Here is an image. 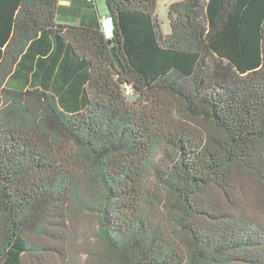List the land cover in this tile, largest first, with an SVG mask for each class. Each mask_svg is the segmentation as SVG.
I'll list each match as a JSON object with an SVG mask.
<instances>
[{
  "label": "trees",
  "instance_id": "1",
  "mask_svg": "<svg viewBox=\"0 0 264 264\" xmlns=\"http://www.w3.org/2000/svg\"><path fill=\"white\" fill-rule=\"evenodd\" d=\"M104 1L0 0V264H264V0Z\"/></svg>",
  "mask_w": 264,
  "mask_h": 264
},
{
  "label": "rangeland",
  "instance_id": "2",
  "mask_svg": "<svg viewBox=\"0 0 264 264\" xmlns=\"http://www.w3.org/2000/svg\"><path fill=\"white\" fill-rule=\"evenodd\" d=\"M59 2H65V0H58ZM182 1V0H157L156 5V15L159 21L162 24V31L164 34L170 33V25L168 19V10L171 3ZM96 5H100L101 8L104 7L105 1L104 0H95ZM108 15V14H107ZM110 21V20H109ZM112 37V26H111V33L110 35L106 36V38ZM88 221V223H87ZM91 219L82 218L80 220L68 221L66 223L65 235L64 236V243H59L57 249L64 254L66 259H69L73 256L79 263H83L85 260V253L86 249L88 248V243H92V235L84 236V233H88L93 227L91 223ZM87 226V229L83 226ZM71 228H75L71 230ZM60 234V233H59ZM88 235V234H87ZM89 239V240H88ZM55 254V259L51 260L54 263H59L61 261V257ZM27 264H37V259L35 257H27L26 258Z\"/></svg>",
  "mask_w": 264,
  "mask_h": 264
},
{
  "label": "crops",
  "instance_id": "3",
  "mask_svg": "<svg viewBox=\"0 0 264 264\" xmlns=\"http://www.w3.org/2000/svg\"><path fill=\"white\" fill-rule=\"evenodd\" d=\"M95 0H65L57 3L55 21L70 26H85L100 29L105 36L111 33V21L104 4H95ZM110 39V38H108Z\"/></svg>",
  "mask_w": 264,
  "mask_h": 264
}]
</instances>
